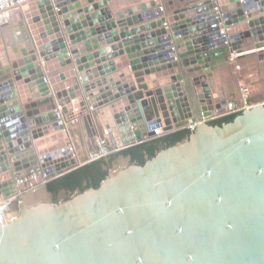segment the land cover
<instances>
[{
    "label": "water",
    "instance_id": "obj_1",
    "mask_svg": "<svg viewBox=\"0 0 264 264\" xmlns=\"http://www.w3.org/2000/svg\"><path fill=\"white\" fill-rule=\"evenodd\" d=\"M51 1L36 0L34 4L47 9L43 12L49 10L52 28L59 32L61 27L50 10ZM59 1L57 13L63 14L70 45H77V50L71 54H83L80 38L77 33L72 35L77 30L75 22L81 20L82 26L91 27L92 32L96 22L92 23V19L104 20V16L100 17L101 14L94 11L106 4V0L82 10L87 14L88 23L82 20V12L71 18L66 15L67 9L80 8L76 0L74 4ZM96 1L90 0L89 3ZM196 1L158 0L157 4L165 14L171 13L166 18L168 28L162 27L166 22L164 19L152 27L145 24L130 31V34H142L148 28L161 29L156 32L158 37L154 31L149 33L154 41L136 46L137 50L151 47L150 58L155 62L147 64L145 57L142 62L134 59L135 54L128 48L131 42H125L129 66L138 83L137 91L130 84L125 89L116 88L115 92L114 87L129 80L124 71L119 72L121 80L115 82L111 76L105 77L115 68L106 70L105 67L95 79L101 78L94 80L90 77L87 81L80 64L85 60L74 59L75 70L81 79L82 97L92 110L105 107L106 115H110L108 105L123 101L132 93V110L127 115L136 140L123 147L142 142L145 135L153 136L152 131L146 129L142 110L146 108L150 113L156 103L164 109L165 125H170L175 120L167 117L166 105L176 99L179 110L186 107L188 112L185 116L181 114L184 123L175 127L180 129L187 124L184 119L193 115L190 96L184 87L189 78L195 87L200 110L206 111L207 115L228 101L217 82L220 67L229 66L230 74L236 69L240 72L260 69L261 76H264V52L261 50L264 46V18L248 19L264 12V0ZM144 7L141 5L129 11ZM123 15L124 12L117 14ZM215 17L221 20L225 29L222 36L216 26V41L211 29L202 32L196 27L206 22L207 26H212ZM244 21H247L246 26L242 24ZM106 25L109 31L113 29L111 23ZM48 29L46 27L36 36V40L46 38L50 34ZM160 33L164 36L161 37ZM55 42L59 44L61 39ZM91 42L96 48L95 41ZM48 45L45 43L43 47L37 43V54L30 50L31 55L24 60L6 54L0 58V99L14 93L13 82L16 81L17 86L28 83L34 95L33 99L27 96L0 104V167L6 169L8 176L0 182V194L5 196L17 194L12 173L23 169L22 164L39 165L51 179L80 166L78 160L72 158L71 163L51 168L45 159L49 162L52 155L36 156L32 148L33 139L62 128L55 109L60 102L69 103V98L76 94L69 83L63 87H68L69 98L61 100L58 86L53 88V95L37 97L38 89L46 86L41 67L35 64L37 55L44 59L47 72L53 70L54 55L48 52ZM58 48L62 47L57 46L55 51L60 57L66 50L63 48L59 52ZM171 51L177 54L176 58H170ZM233 51L238 55L231 61L229 53ZM63 58L60 66L72 62ZM90 58L87 56L86 59ZM162 59L167 64L161 69L169 72L149 82V89L145 88L140 84L143 74L137 71ZM73 74L74 70L65 76L60 75L59 79ZM152 75L149 72L146 78H153ZM22 79L23 83L20 82ZM48 81L51 85L56 83L52 78ZM261 85L264 86V80ZM144 96H153L152 106L144 102L141 107L138 101ZM178 98L183 101L181 108ZM15 117H19L20 124L15 135L11 136V129L5 127L4 122ZM152 123L151 127H154L156 123ZM195 127L189 139L161 149L144 165L131 164L109 172L98 188H87L58 203L23 204L11 224L0 226V264H264V104L253 106L220 126L201 123Z\"/></svg>",
    "mask_w": 264,
    "mask_h": 264
},
{
    "label": "crops",
    "instance_id": "obj_2",
    "mask_svg": "<svg viewBox=\"0 0 264 264\" xmlns=\"http://www.w3.org/2000/svg\"><path fill=\"white\" fill-rule=\"evenodd\" d=\"M78 1L81 2V3H80V8L76 9L77 13L78 12H82V10H84V8H88V6L91 4V3H87V2H85L83 0H78ZM203 1L204 0H200V1H198V3H202ZM69 2L70 3H74L73 0H67V4H69ZM30 4H34V2H32ZM54 4H55L54 0H52L50 6H54ZM141 5H143L145 7L144 8H140L138 10L139 11L138 13H137V11H135V12L129 11L131 8L138 7V6L140 7ZM149 5L150 4H149L148 0H109L106 8H104V9H102V8L101 9H96V11H94V12L95 13L97 12V13L101 14L100 17H103L104 15L110 16V18L108 20L114 25L113 29L111 31H108V30L104 29L103 25L101 24V23L106 22L107 20H105V21L103 20V22H100V21H98V18L97 19L96 18L92 19L91 22L96 21L93 24L92 28H95L96 31H98L97 33H96V31L95 32L94 31L90 32L91 31V27H89V26H85V27L82 26V21L81 20H78L77 22H75V26L77 27V30L72 35H75L77 33L78 37L81 39L79 45L82 46V49L85 51L81 55H78V54L77 55L76 54L73 55V54H71V52L77 50V45H70V42H69V39H68L69 35L67 34V32L65 30V27L63 25V18H62L63 14L59 15V17L55 14L56 15L55 17L58 20L57 22L60 24L61 31H59L58 33H55L53 35H48L47 34L46 38L43 39L44 41H42L43 42L42 45H44L45 43H48L49 44L48 45L49 49H53V47H55V46L62 47V48H58V50H62L63 47H64L65 50H67L68 53H69V55H68V53L66 52L67 53L66 55L70 57L72 62L70 64H67L66 66H60V62L65 60L63 58L64 54L60 56L61 60H58V56H57L54 59L52 58V61H53L52 62L53 63L52 68H53V70L51 72H47L44 59L42 57H40V56H39L40 59H39V57H37L36 60H35V64L41 67V71L44 74V79L46 81L45 83L46 84L48 83V85H46L44 87H40L38 89L37 97L44 98V97H47V96H51V95H53L54 86H59L60 90H62V91L59 90V93L62 96L61 100H64L66 96H69V93L67 92L68 95L67 94L66 95L63 94V92L66 90L67 87H65V88L62 87V84H63L64 81L59 79V75H62L65 72L66 73L70 72L72 70H74V73L76 72V74H74V76H70L69 77L70 79H72L74 81V83H72L71 86L72 87L73 86H77L75 91L78 92V93L81 92V94L79 96L80 97L82 96V91H81L80 82H79L80 78L78 79V77H79L78 76V72L75 70L77 64H76L74 58H80L79 60L84 59L85 61H81L83 63H80V64L81 65L86 64L87 67H88V66H91L93 63H95L97 61H100V60H102L104 58H107L109 56L110 58H108V59H106L104 61H100L99 64H93L92 67H88L90 69H87V70H92V74H95V71L93 69V68H95V66L98 68V66L101 67L105 63H111L112 62V63L116 64L115 68L117 67V69L115 71L110 72L105 77H107V76H115L116 77L118 75L119 71H124L127 74V76L129 77L130 80L127 81L126 83L121 84L123 86H122V88H118V90L125 89L127 86L129 87V85L132 84V82L134 84L135 83V78H134L133 75L135 73H133L130 70V67L128 65L129 64V60H128V54L125 51V49H126L125 48V42H131L130 45L128 46V48L130 49L131 53L135 54L134 59L139 60V61L142 62V58L145 57L146 60H147V64H149V62H155L154 59L152 60L150 58V55H151V52H150L151 49L150 48L151 47L142 48V49L140 47V50L136 49V46L138 47L142 42H147L149 40H153V36L152 35L149 36V33L153 32L154 29L153 28H148L145 31H142L141 32L142 34H137L136 33V34H131V36L127 35L126 32L131 31L134 27H141V26H143L145 24H148V23H150L152 21H155V20L158 21L161 18H165V20H166L167 16L171 15V13L166 15L162 7H159V10H157V11L152 10L151 14L149 15V12L146 11L148 9ZM36 8L37 9L34 8L32 10L26 11V13L34 14L35 17L39 18V19H36L38 22H37L36 27L34 28L38 32L37 36H39L42 33V31H45V30H42V25H41L42 24V20L40 19V15H39V11L40 10L38 9L37 6H36ZM51 9H52V7H51ZM52 10L54 11V9H52ZM55 10H56V12H58L57 9H55ZM102 10H105L104 13H103ZM16 11H17V15L18 16L21 15V17H20L21 20L16 22L18 24V27H19V28L18 27L17 28H18V30H20V32H22L26 36H28V39L30 41V38H31L32 35L30 33L29 25L26 22V18L24 17L26 15L24 13L25 9H23V10H19L18 9ZM119 12H124V15L123 16H117V14ZM157 12L158 13L160 12L161 14L158 15ZM13 13H14V11L11 14H4V15H6L5 17H7V18L3 17V19H2V16H0V36L2 38L1 41L4 44V52L0 51L1 52L0 54H7V51L5 50V48L9 44L10 47L18 48V51L20 53V58H22L23 57V53H21V48L25 46V48L28 49L29 44H27V42L25 43L24 41H21L20 44L18 42H16L15 44L14 43L11 44V42H10L11 39H12V41H14V40L17 41L16 37H14V39H13V35L11 34L12 31L9 30V29H11V26H12V28L16 27L15 21H17V20H13L14 18L12 19L10 17ZM81 14H84L83 15L84 19H82V20L88 22V20L85 19V16H87V14L83 13V12ZM88 14H90V13H88ZM96 17H98V16H96ZM15 19H16V17H15ZM104 19H106V17H104ZM256 19H259V18H256ZM246 20H247V18H246ZM48 23L51 24L52 23L51 20H48ZM4 24H7V27H9V29ZM23 24H25V25H23ZM206 24H208V23L206 22ZM222 24L223 23H221L220 21L218 22V25L223 26ZM242 24L244 26H246L247 22L244 21ZM2 25L5 26V29L2 28ZM51 25H53V24H51ZM163 25H164V26H162L163 28L164 27H166V29L168 28L167 27V20H166V22H164ZM21 26H22V28H21ZM22 29H23V31H22ZM158 29L159 28L155 29V31H157ZM202 29L205 30L204 28H202ZM93 32L95 33L94 35H92ZM4 33H6V34L8 33V35L11 34L10 39H8L9 37L6 36V38L8 37L7 38L8 41L5 39V34ZM87 33H89L90 37L88 36ZM121 34H123V36ZM59 35H62L63 37H65L66 46H64L62 44V42H60L59 44L55 42V40L59 39V38H57ZM160 36L162 37L164 35L160 34ZM155 37H158V36L155 35ZM92 40L95 41L94 43L96 44V48L93 46V43L90 42ZM6 42L8 44H6ZM121 45H123V46H121ZM115 46H117V47L114 48ZM51 52L55 53V51H51ZM145 52H147V53H145ZM36 54H37V51H36ZM94 54H96V56ZM8 56L9 55L7 54V57ZM87 56H91L90 60L86 59ZM157 62H158L157 65L159 66V65H164L165 62H167V61L164 62L163 60H159ZM122 65H124V66H122ZM120 66L122 67V69L118 68ZM153 66H155V65H153ZM153 66L152 65H147V67L144 68V71H147V73H148L149 72L148 70L150 68H152ZM227 67L228 68H226L225 70L218 69L219 81H221V82L224 81V77L226 76L225 73L228 70L230 71V67L229 66H227ZM95 75H97V74H95ZM95 75H93L94 76V80H98L99 78H101V77H98L97 79H95L96 78ZM48 78L54 79L56 81V83L53 86L50 85L49 81H48ZM151 81L153 82L154 80L150 79L149 81H144V84L146 82L149 83ZM20 82L23 83L24 79H22ZM187 82L190 84L191 90H192V93H193L192 96H193V102L195 104V113L198 114L200 112V108H199V102H198V99H197L196 93H195V87L193 85V82H192L191 78H189L187 80ZM243 82H244V80H243ZM14 83L16 84L17 81L14 82ZM232 83H233V81L231 83H229V87L225 86V88H224V86H223V91L225 92V95L228 98V100H231L233 102H238V101H240V98L242 96L241 92L239 90V84L237 82H235L233 84ZM121 85H120V87H121ZM260 87H261V85H260ZM19 89L20 88H17V90L14 89V93L13 94H11V95H9L7 97L1 98L0 99V104H5V103L10 102V101L15 100V99L16 100H18V99L21 100V98H24L23 96H24L25 91L23 89H21V90H19ZM114 90L116 92V89H114ZM262 91H264V86H262ZM31 96L33 97L34 95L31 93ZM80 99L82 101V98H80ZM148 99L149 98H144V100H141V101H145V100H148ZM55 103H57L56 99H55ZM65 106H66V104H65ZM85 108L87 109V107H85ZM145 109H144V111H145L144 115L147 116V117L150 116L151 120H153V121H151L149 119L151 121V124H153L152 122H154V124L156 123L155 126L161 124L162 119L160 117L159 112H156L153 107H152L150 113H147ZM71 113L75 114L74 112H71ZM157 114H159V115H157ZM157 117H158L159 123L156 120ZM61 118L63 119V123L66 122L64 120V115L63 114L61 115ZM154 120H156V121H154ZM72 122H74V121L72 120ZM77 123L80 124V125H83V127L85 128V132L87 131L88 136H90L91 133L87 129L86 119H85L84 115L78 116V119L75 122V124H77ZM90 126H91V124H90ZM91 128H92V126H91ZM94 129H95V126H94ZM65 132L68 134L67 131H65ZM57 137H59V136H57ZM59 151H61V149ZM68 151L69 150H65V151H63L61 153L56 152V154H53L52 157L54 159V158H57L58 156H61L62 154L68 155ZM37 154L38 155L39 154L42 155V154H45V153L43 151V153H38L37 152ZM22 165H23L24 169H27L29 167V165H25V164H22ZM2 170H3V168L0 167V172H2Z\"/></svg>",
    "mask_w": 264,
    "mask_h": 264
},
{
    "label": "bare ground",
    "instance_id": "obj_3",
    "mask_svg": "<svg viewBox=\"0 0 264 264\" xmlns=\"http://www.w3.org/2000/svg\"><path fill=\"white\" fill-rule=\"evenodd\" d=\"M83 1H85V2H87V3H89V1L90 0H83ZM104 2L105 0H98V1H96V2H93V3H91L88 7H93L94 5H96V4H98V2ZM108 1L109 0H106V4H104L103 6H98V7H101L102 9H104V8H106L107 7V4H108ZM157 1L158 0H148V2H149V7H148V9L146 10L147 12H149V15L151 14V12H152V10H155V11H157V10H159V7H161L160 5H158L157 4ZM73 2H74V0H73ZM76 2H77V4H80L81 2H79L78 0H76ZM54 6H50V7H52V9H54V15L56 14L58 17H59V15H58V13L56 12V10L55 9H57L56 8V5H58L57 3H60V1L59 0H54ZM53 4V3H52ZM72 4H74V3H72ZM71 5V4H70ZM37 5L36 4H29L28 6H25V7H23V9H25L26 10V8H27V10L29 11V10H32V9H30L31 7H33V8H35ZM66 6V5H65ZM38 7V6H37ZM50 7H48V8H50ZM54 7V8H53ZM155 7V8H154ZM67 8H68V6H67ZM101 8H98V9H101ZM35 9H37V8H35ZM38 9L40 10V12H41V15H40V19L42 20V30H45V28L47 27V31L50 33V34H48V35H53V34H55V33H58V32H54V28H52V23L50 24V23H48V20H51V15L49 14V10L47 11V12H43V11H45V10H47V9H40L39 7H38ZM51 8H50V10H52ZM76 7H74L71 11L70 10H68L67 9V14L66 15H68L69 16V18H71V17H73L74 15L73 14H78L77 13V11H76ZM19 10H21V9H19ZM164 10V9H163ZM103 12L105 11V10H102ZM259 11V10H258ZM13 11H11V12H8V13H5V14H11ZM19 12V11H18ZM53 12H50L51 14L53 13ZM139 11H137V13H138ZM26 15L24 16L25 18H26V20H27V24L29 25V28H30V33H31V38H30V41H29V39H28V36H26L24 33H22V32H20V30H18V24L16 23V22H18V21H15V25H16V27H14V28H12V26H11V29H9V27H7V24H5V26L9 29V30H11L10 32H11V34L13 35V39H14V37H16V40L17 41H12V39L10 40V42H11V44L12 43H16V42H18L19 44H20V42L21 41H24L25 43L27 42V44H29V46H28V49H26L25 47H22L21 48V53H23V57L22 58H20V53H19V51H18V48H13V47H10V45L6 42V44H8V46L5 48V50L7 51V54L9 55V56H12L13 55V57H15V58H18V59H21V60H24L25 59V57H27V56H30L31 55V53H30V50H34V52H36L37 51V43H40V46H43L42 45V41H44L43 39L44 38H37V40H36V36L38 35V32L34 29L35 27H33V25L31 24L32 23V20L34 21V20H36V19H39L38 17H32V18H30L29 17V15H30V13H26V11L24 12ZM158 13V12H157ZM253 12H251V14H252ZM148 14V13H147ZM159 14H161L160 12L158 13V15ZM250 14V13H249ZM55 15V16H56ZM130 15V14H129ZM6 15H4V17H5ZM10 16V15H9ZM71 16V17H70ZM13 20H16V19H18V17H21V15L20 16H18L17 15V11L16 10H14V13L10 16ZM15 17H16V19H15ZM104 17H106V19H104V21L105 20H107L106 22H104V23H101L102 25H103V28L104 29H106V30H108L107 29V25H106V23L109 21L108 19L110 18V16H107V15H104ZM103 17V18H104ZM7 18V17H6ZM35 18V19H34ZM62 18H63V16H62ZM251 18H253V19H251ZM255 18V16L254 17H248V19H251V20H255L256 18H264V12H262V13H260V12H258L257 13V15H256V18ZM2 19H3V17H2ZM165 18H161L160 20H164ZM260 20V19H259ZM58 20H57V18H56V22H57ZM63 21H64V18H63ZM166 21V20H165ZM219 21H221L219 18H217V17H215V18H213V22H215V24H213L212 26L210 25V26H207V25H205V23H200L198 26H196L197 28H199L202 32H206V31H208V30H212V35H213V38H214V41H216L217 39H218V36H217V34H216V31H215V28H217L216 26H218L219 27V32H220V34H221V32H223V31H221L222 29H223V27L222 26H220V25H218V22ZM248 21V20H247ZM246 21V22H247ZM31 22V23H30ZM103 22V21H102ZM153 22V23H152ZM152 22H150V23H148V25L149 26H151L152 27V25H155V24H157L158 23V21L157 20H155V21H152ZM88 23V22H87ZM92 23H94V22H92ZM91 23V24H92ZM109 23H111L110 21H109ZM112 24V23H111ZM23 25H25V24H23ZM57 25H59L60 26V24L57 22ZM113 25V24H112ZM5 26L4 25H2V28H4L5 29ZM114 26V25H113ZM164 26V25H163ZM18 27V28H17ZM24 27V26H23ZM21 28H22V26H21ZM164 28H166V27H164ZM202 28H204L205 30H203ZM102 29V28H101ZM58 30V29H57ZM159 30V32H160V28L158 29ZM22 31H23V29H22ZM93 31L95 32L96 31V29L95 28H93ZM102 31V30H101ZM109 31V30H108ZM91 32V31H90ZM93 32V34L92 35H94L95 33ZM98 31H96V33H97ZM155 33V35L157 34L156 32L157 31H154ZM198 32V31H197ZM5 34V39L7 40V38L8 39H10V36H11V34L10 35H8V33L6 34V33H4ZM126 34L128 35H130L131 36V34H130V31H129V33L128 32H126ZM161 34V33H160ZM209 34V33H208ZM222 35V34H221ZM6 36H8L7 38H6ZM223 36V35H222ZM90 37V36H89ZM12 38V37H11ZM57 38H60L61 39V42H62V44L64 45V46H66V39H65V37H63L62 35H59ZM2 38H1V36H0V43H2ZM8 41V40H7ZM80 41H81V39H80ZM154 41V40H153ZM31 42V43H30ZM91 42V41H90ZM216 43V42H215ZM18 44V45H19ZM34 44H36V45H34ZM122 44V43H121ZM14 46V45H13ZM36 48H35V47ZM123 46V45H122ZM15 47V46H14ZM57 46H55V47H53V49H49L48 50V52L50 53V55L51 56H53L54 55V57H53V59L55 58V57H57V52H55V53H52L51 51H56V48ZM117 46H115L114 48H116ZM64 48V47H63ZM63 50V49H62ZM62 50H59V52L61 51L62 52ZM261 50H262V52H264V46H262L261 47ZM28 52V53H27ZM47 52V51H46ZM66 52L68 53V51L66 50L65 51V54L64 53H62V55L64 54V57H67L68 59H70V57L69 56H67L66 55ZM68 55H69V53H68ZM176 55L177 54H175V52H173V51H171V52H169V56H170V58H173L174 59V57L176 58ZM2 57V54H0V58ZM93 57V56H92ZM61 58L60 57H58V60H60ZM90 60V59H89ZM164 62H165V59H162ZM100 61H102V60H100ZM100 61H97V62H95V63H93V64H99L100 63ZM172 62V61H171ZM83 63V62H82ZM104 63V62H103ZM92 64V65H93ZM157 64H158V62H157ZM157 64H154L155 66H153L152 68H150L148 71L149 72H152L153 73V75H152V79L151 80H154V81H156L157 79H159V78H161V75H163V74H166L168 71H166V70H162L161 69V66H163V65H157ZM165 64H167L166 62H165ZM92 65L91 66H88V67H92ZM129 65V64H128ZM115 66H116V64H114V63H105V64H103L101 67H99L98 66V68L95 66V68H93L94 69V71H95V74H97V75H95V74H92V70H87V69H90V68H88L87 67V65L86 64H84V65H81V70H82V73L85 75V77H86V79H87V81H89V79L88 78H90V77H92V78H94V76L93 75H95L96 77L100 74V72H103V71H105V67H106V70L107 69H111V68H115ZM130 67V66H129ZM226 68H228L227 66H222V67H220L219 69L221 70V69H223V70H225ZM115 69H117V67L115 68ZM130 70H131V67H130ZM152 70V71H151ZM115 71V70H114ZM229 71V70H228ZM33 72V71H32ZM133 72V71H132ZM137 72H143L142 74H143V76L145 77L146 75H147V71H144V68H140ZM148 72V73H149ZM88 73H90L89 75H88ZM134 73V72H133ZM161 74V75H158V74ZM62 75H66V72L64 73V74H62ZM154 75H158L157 77H155ZM59 77H60V75H59ZM146 78V77H145ZM80 81H81V79H80ZM46 82V81H45ZM48 82V81H47ZM81 83V82H80ZM46 85H48V83L46 84ZM9 86H10V84H9ZM13 87L15 88V90H17V88H20V90L21 89H23L24 91H25V93H24V99L28 96V98L30 97L31 99H33V97L31 96V93H32V91H31V88L29 87V84L28 83H26V84H21L20 86H17L14 82H13ZM54 87H56V86H54ZM70 88H71V90L73 91V92H75V90H76V88H77V86H70ZM146 88V87H145ZM10 89H11V87H10ZM148 89H149V87H148ZM59 90H60V88H59ZM138 89H136L135 91H137ZM69 93V90H68V87L66 88V90L63 92V94L64 95H68V93ZM76 93V92H75ZM77 97V93L74 95V97H72V99H73V101H72V99L71 98H69V96H66V97H68L69 98V103H67V102H60L61 104H59L58 105V108H59V110L57 111V116L59 117V118H61V115L63 114L64 115V120L67 122V121H69L71 118L68 116V115H66V114H64L65 112H67L68 111V109L65 107V104H70V102L72 101L73 103H76L77 101H78V99L76 98ZM133 95H132V93H130L129 95H127V96H125L124 97V99H123V102L121 101V104H120V102H115V103H112V104H110V105H108V109H107V111H108V113L110 114V115H112L113 114V109H114V111H116L117 112V114H115L113 117V119H115L116 120V122H117V125H118V128H120V133H122L121 134V137H122V143L123 144H129V143H131V142H133V141H135L136 140V138H135V136H133L134 135V133H133V127L132 126H130V125H127V123H126V120H125V118H124V116L123 115H121V110L123 109V111L125 112V114L127 115L128 114V112H131V110H132V106H131V103H130V101H131V97H132ZM45 98V97H44ZM81 98H83V97H81ZM144 98H149L148 100H145V101H141V100H144ZM154 98H156L155 96H154ZM153 99V96H149V97H146V96H144L142 99H140L138 102L141 104V107H142V104L144 103V102H147L148 103V105H149V107L150 106H152V104L150 103V101ZM178 100H179V106H180V108H181V106H182V103H183V101H181L179 98H178ZM60 101V100H59ZM128 101H129V103H128ZM133 101H134V99H133ZM133 101H131V102H133ZM177 100L176 99H172V101L171 102H169V105L167 104L166 105V110H165V112H166V114H167V117L168 118H172V117H174V120H175V122H171V124L170 125H165V123H164V118H163V110L164 109H161L160 108V106L158 105V103H156V106H154V109H155V111L156 112H159V114H160V117H161V119H162V121H161V124H159V125H157V126H155L154 128H158V127H160L163 131H165L166 129L168 130V131H175L176 129H178V128H176L175 127V125L176 124H179V123H184V121H183V116L182 115H186V112H188L187 111V108L186 107H182V109H181V111L179 110V107H178V104H177V102H176ZM124 103H125V105H124ZM185 103V102H184ZM120 105V106H122V107H118V105ZM87 105V104H86ZM258 105H260V104H256V105H254L255 107L256 106H258ZM88 107V106H87ZM153 107V106H152ZM152 107H151V109H152ZM89 109H90V114L92 115V109L90 108V107H88ZM64 109H65V111H64ZM133 112V111H132ZM144 113H145V111H143L142 110V114H143V120L145 119V122H146V125H147V130H151L152 131V134H154V128L153 127H151V126H153L152 124H151V119L149 120L148 119V117L147 116H145L144 115ZM159 114H157V115H159ZM182 114V115H181ZM93 116V115H92ZM177 116H178V118H177ZM127 117H128V115H127ZM134 117H135V115H134ZM178 119H179V121H178ZM147 120V121H146ZM158 120V119H157ZM185 120V122H187V124L189 123V118H185L184 119ZM88 121H89V123L91 124V126H92V128L93 129H91L90 130V128H87L89 131H90V133H93V132H95V129H94V126H95V121L93 120V118L88 114ZM5 122H9V126L7 127V126H5V127H7V128H13L12 129V131H11V136H14L15 135V131H16V128L18 127V125L20 124V119H19V117H15V118H7L6 120H5ZM66 122H64L62 125V128H59V131L58 132H55V133H53V132H50V133H48V134H46V135H44V136H41V137H38V138H36L35 140H33V141H31L32 142V144H34V146H32V148L35 150V152H36V156L38 155L37 154V152H41L42 150L43 151H45L46 153L45 154H43V155H45L46 157H47V155H52L53 156V154H56V152H58V153H61V151H59L60 149H62V152L63 151H65L66 150V143L67 142H65V139H66V132L65 131H67V128H66ZM186 124V125H187ZM202 124H204V123H202ZM185 125V126H186ZM185 126H182V127H185ZM165 129V130H164ZM60 131H61V133H60ZM68 132V131H67ZM129 133H131V134H129ZM43 134V133H42ZM133 134V135H132ZM57 136H59V137H57ZM114 136V135H113ZM114 138V137H113ZM43 141H42V140ZM41 140V141H40ZM53 143H56L55 145H57V146H54V145H52V147H50V149L48 150V151H46V147H48V146H46V145H48V144H53ZM53 148H57L56 150H52V151H50L51 149H53ZM41 150V151H40ZM38 156H41L40 154L38 155ZM45 156H43V157H45ZM72 158L73 157H70V160H69V157L68 156H65V157H60V158H57V159H53V157L49 160V162L45 159V162L46 163H50V166H51V168H53L54 166H56V165H61V163H66V162H70L71 163V161H72ZM76 160H77V158H75ZM51 161V162H50ZM55 162H57L58 164H55ZM23 166V165H22ZM49 166V165H48ZM51 168H49V169H51ZM24 170V168L22 169H20V171L19 172H21V171H23ZM7 171H6V169L5 168H3V170H2V172H0V174H1V176H0V180H5V179H8V176H7V173H6ZM43 187H41V188H39V189H37L36 190V194H34L35 196H33V194H32V196H30L29 198H28V196H27V203L28 202H31V201H33L34 202V198L35 197H37V202H43L44 200H45V198L47 197L46 196V193H45V191L42 189ZM30 194V193H29ZM16 218V217H15ZM14 218V219H15ZM12 223V222H11ZM10 223V224H11Z\"/></svg>",
    "mask_w": 264,
    "mask_h": 264
},
{
    "label": "rangeland",
    "instance_id": "obj_4",
    "mask_svg": "<svg viewBox=\"0 0 264 264\" xmlns=\"http://www.w3.org/2000/svg\"><path fill=\"white\" fill-rule=\"evenodd\" d=\"M198 1H200V0H197L196 2H198ZM20 9L23 10V7H21ZM30 9H34V8L31 7ZM25 11H28L27 8H26ZM39 15H41L40 11H39ZM33 16H34V14L30 13L29 17L32 18ZM16 20L20 21L21 19L19 17ZM34 21H36V22H34ZM34 21L32 20V23L31 22L30 23L33 25V27H36L38 21L37 20H34ZM26 22H27V20H26ZM167 25H168V22H167ZM0 51L4 52V44L3 43L0 44ZM77 54L81 55V53H77ZM37 57H39V56L37 55ZM39 59H40V57H39ZM257 63L259 64V62H257ZM120 69H122V67ZM119 72H122V71H119ZM119 72H118V75L116 77L115 76H111L113 78L112 82H115L117 80H121V78L119 76ZM241 72L237 71V69H236V70H233L232 74H230L227 71L225 73L226 76L224 77V81L223 82L219 81V76H218V79H217V82L219 81L218 85H220L222 87V90H223V86H224V88H225V86L229 87V83H231L232 81H233V83L237 82L239 84V90L241 92V95H242L243 87H248L249 88L250 93L245 98H246L247 104L251 105L250 108H252L256 104H264V94H263L262 85H261L262 81L264 80V76H261L260 69H257L255 71H253V68H250V69L241 70ZM75 74H76V72H75ZM158 75H161V74L159 73ZM158 75H154V76L157 77ZM72 76H74V74ZM125 77L129 79L127 74L125 75ZM142 77H143V80L141 81L140 84H143L145 87H149L148 82H146L144 84V81H149L152 78H149V77L145 78L146 76L145 77L142 76ZM78 79H79V77H78ZM243 80H244V82H243ZM63 81L64 82L62 84V87H64L65 85H67L69 83L70 84L74 83V81L72 79H70L69 77L63 79ZM108 83L106 85H108ZM132 84H133V82H132ZM81 85L82 84H80V86ZM106 85H104V86H106ZM133 85L137 88L138 83L136 82V79H135V83ZM260 85H261V87H260ZM122 86L123 85H121V87ZM118 87H120V86H116L114 88L116 89ZM184 87H185V89L188 90V93H189V96H190V101H191L190 103L192 105V111H193V115L189 118V120H192V122L195 123V121L198 120L199 113L198 114L195 113V104L193 102V96H192L193 94H192L191 86H190V84L187 81H185ZM96 88H98V87H96ZM94 90H96V89H94ZM91 91H93V90H91ZM76 93H77V97L76 96L75 97L78 99V101L76 103H73L72 102L73 99L71 98L72 99V101L70 102L71 104H68V105L66 104V106H65L68 109V111L65 112L64 114L68 115L71 118L69 121L66 122V127H67L68 134L66 135L65 142H67L66 143V150H68L67 146H68L69 143L73 144L74 154H75V157L77 158L78 164H80V166L85 164V163H87V162H89V161L98 159L100 157H105L108 154L114 153V152H116V151H118L120 149H124V148H126L128 146H131V145H127L126 147H123L124 144L121 141L122 140V137H121L122 133H120V128H118L116 120L113 119L114 118L113 116L115 114H117V112L114 111V109H113V114L112 115H106L107 113H105L106 112L105 107H103V108L99 107L97 109H93L92 110V115H93L92 116L90 114V109L87 107L86 103L84 102L85 99L82 98V101H81L80 98L82 96L80 97L79 93L78 92H76ZM53 94H54V90H53ZM97 95H99V93ZM97 95H95V96H97ZM243 99H244V96L242 95L241 98H240V101H238L237 103H239L241 105L242 102H243ZM117 102H120V104H121V101H117ZM124 105H125V103H124ZM119 106L120 105H118V107ZM85 107H87V109ZM120 107H122V106H120ZM250 108H248V109H250ZM56 110H57V107H56L55 111ZM71 112H74L75 114H72ZM121 112H122L121 115L124 116L127 125H130L129 118L127 117V115L125 114L123 109L121 110ZM240 112H243V111H240ZM88 114L95 121V131L97 133L95 135H93V136H88V133H87V131L85 132V128L83 127V125H80L78 123L75 124V122L78 119V116L84 115L85 119H86V126H87V128H90V130H91L92 128H91V126H90V124L88 122ZM222 116H225V115H222ZM219 117H221V116H218L216 118H219ZM72 120L74 122H72ZM178 130H182V129H178ZM178 130H175L173 132H176ZM190 130L194 131L193 129H190ZM58 131L59 130H55V131H53V133L58 132ZM60 133H61V131H60ZM129 134H131V133H129ZM168 134H170V133H168ZM33 140H35V139H33ZM147 140H151V139L145 135V137H144L142 142L147 141ZM100 141H103V143H101ZM99 142H100V144H99ZM55 144L56 143L46 145V146H48V147H46V151H48L50 149V147H52V145L57 146ZM33 146H34V144H33ZM52 150H56V149L53 148L50 151H52ZM61 152H62V149H61ZM38 153H43V150L41 152H38ZM44 153H46V152L44 151ZM65 156H68L69 160H70V155L69 154L68 155L62 154L61 156H58L57 158L65 157ZM57 158H54V159H57ZM133 164H135V163H133ZM128 165H131V164H129V158L128 157H119L117 159V161L113 164V166H112V168L110 169L109 172H113L115 170L127 167ZM37 166H39V165H37ZM48 182H46L44 185H40L39 188L44 186L43 187L44 189L43 188L42 189L45 191L46 184ZM45 193H46L47 197L45 198L44 201H49V202H52V203H58V202L66 200V199H69L72 195H75V194L80 193V192L72 193V194H70V196L68 198H66L68 193H66L65 191H61L56 196L52 195L49 192H45ZM32 194H33V196H35L34 194H36V190L34 192L33 191L22 192L20 195H17L12 200V202L10 204V214L13 215L14 217H18L19 212H20L21 207H22L23 204L36 203L38 201L37 197L34 198V202L31 201V202L27 203V200H28L27 196L29 198L30 196H32Z\"/></svg>",
    "mask_w": 264,
    "mask_h": 264
},
{
    "label": "trees",
    "instance_id": "obj_5",
    "mask_svg": "<svg viewBox=\"0 0 264 264\" xmlns=\"http://www.w3.org/2000/svg\"><path fill=\"white\" fill-rule=\"evenodd\" d=\"M242 112L232 113L219 118H215L207 122L208 125H222L231 122ZM193 133L189 128H184L161 137L147 140L120 149L114 153L108 154L105 157L89 161L78 168L69 171L57 178L50 180L46 184V189L49 193L56 196L61 191L70 194L75 192H83L87 188H98L101 181L109 174L113 164L119 157H128L129 164L144 165L145 162L155 156L161 149L173 146L181 141L189 139Z\"/></svg>",
    "mask_w": 264,
    "mask_h": 264
},
{
    "label": "built area",
    "instance_id": "obj_6",
    "mask_svg": "<svg viewBox=\"0 0 264 264\" xmlns=\"http://www.w3.org/2000/svg\"><path fill=\"white\" fill-rule=\"evenodd\" d=\"M36 0H0V16L2 14L18 10L21 7H25L28 4L35 2ZM223 25V24H222ZM224 27V26H222ZM225 29L223 28L221 31V34H225ZM226 42V41H225ZM236 51H233L230 53L229 58L232 61L234 58L237 57ZM250 93V90L248 87H243L242 89V95L244 96L243 102L240 105L237 102H233L231 100H228L225 106L221 108H217L212 110L209 114L206 115V111H200L198 115V120L195 121V123L192 122V120H189V123L186 125L187 128L189 129H195L197 125L201 123H206L210 120H213L214 118L222 115H228L232 113H237L240 111H245L248 108L251 107V105L247 104L246 98L247 95ZM59 110L57 107L56 112ZM219 113V114H218ZM58 117V116H57ZM17 118V117H16ZM58 121L60 124H63V119L58 117ZM5 126H9V122H4ZM186 127H181L180 129L186 128ZM12 129L13 128H9ZM173 131H163L160 127L154 128V134L150 139H154L157 137L164 136L165 134L171 133ZM2 133V124L0 123V134ZM103 143V141H100ZM99 142V144H100ZM68 154L70 157L76 158L74 154V147L72 143H69L67 146ZM12 177L15 183V186L18 190L16 195H10V196H5L3 194H0V226H7L9 225L13 220L14 216L10 214V204L12 200L17 196L20 195L22 192H27V191H35L39 189L40 185H44L46 182L51 180V177L48 172H45L41 169L40 166H29L27 169H24L23 171H13ZM2 180H0L1 182ZM44 187V186H42Z\"/></svg>",
    "mask_w": 264,
    "mask_h": 264
}]
</instances>
